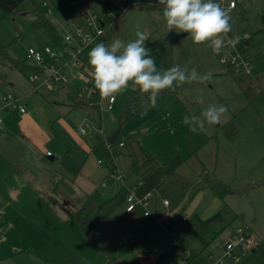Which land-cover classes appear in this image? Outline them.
I'll use <instances>...</instances> for the list:
<instances>
[{"label":"rangeland","instance_id":"374dc122","mask_svg":"<svg viewBox=\"0 0 264 264\" xmlns=\"http://www.w3.org/2000/svg\"><path fill=\"white\" fill-rule=\"evenodd\" d=\"M83 1L86 7L104 23L103 25L99 23V27L105 32V39L103 36H98L83 46V49L88 50L101 42L110 45L115 39L127 43L136 39L137 31H142L148 37L145 43L151 49L157 67L167 69L171 67V61L160 56L156 43L153 42L154 37L162 34L175 64L182 68L187 67L189 72L195 68L201 76L211 73L209 79L191 82L179 93L170 92L164 96L160 95L157 98L156 107L149 108L151 110L156 108L159 115L164 113L166 121L174 125L172 129H179L182 134L179 139L181 144H186L185 146L200 142L204 144L208 136L213 135L211 139L214 143L213 163L215 167L220 162L223 164V170L220 171L222 176L233 178L238 174L239 178L240 171L235 170V167L239 163L242 167L243 157H247L245 159L247 167L251 168L246 170L249 178L259 179L264 176V0H237L239 5L237 12L235 13L234 9L230 14L231 22L236 21L238 30L231 36L238 37L241 31L249 34V38L246 39L248 46L246 54L249 55L250 74H245L244 67L239 68L229 62L221 61L222 56H226L229 60L231 45L215 53L207 42L197 45L191 41L188 33L177 32L175 29L169 31L163 16L158 14L160 12L158 0H135L133 6L125 12L124 21L112 0ZM123 1L128 3V0ZM46 3L49 5L47 6ZM43 11L45 17L56 26L57 34L52 36L42 25L37 24ZM82 13L83 9L75 6L71 0H0V41L6 45L7 54L22 64L20 69L0 62V118H2L0 123V207L4 205L2 203L10 200L22 212L25 207L31 208L34 212H36V206L37 211L48 207L53 208L56 205L54 204L56 197L47 196L43 199L41 191L48 187L54 189L58 185L54 192L59 196L71 187L70 182L65 179L58 182L59 176L74 178L75 175L73 172H67L61 165L62 155L66 154L73 144L76 147L75 142L80 143L82 140L93 145V152L85 164V168L93 167V165L97 167L93 175V184L101 187L112 181L108 173L110 166L108 151L104 150L97 141V135L102 138L100 124L109 99L102 98L95 89L92 70L89 68L88 74L81 79L78 76V69L71 66L67 70L70 78L68 83L61 86L57 84L48 86L41 80H34L35 69L31 66L35 65V62L26 59L29 47L50 46L64 53L63 58L57 61L56 65L59 66L62 61L67 60L69 55L64 51V35L67 33L74 35L75 26L89 31L90 26ZM79 57L84 59L82 55ZM39 73L42 76L45 75V66L41 67ZM241 76L245 78L237 79ZM137 89L133 85L128 94ZM72 90L75 94H72ZM67 91L73 99L77 97L76 94H83L88 99L89 103L83 107L91 112L88 115L94 117L93 123L87 115L82 114L84 110L78 113L77 109L63 104V102H69ZM120 94L116 95L117 103L121 105L119 112L128 96V94L123 96ZM10 96L19 100L26 107V112L14 110L16 108L13 106H9L8 110L3 109L6 107L3 97ZM131 104L129 111L142 104L143 107L150 106V101L146 93L139 92L132 99ZM211 104L224 105L227 108L220 123L205 124V131H189V126L196 127L198 121L203 119L201 112ZM176 105L178 106L176 111L180 114L179 121L175 120L173 114L176 113L173 109ZM109 112L112 111L109 110ZM185 115H189L190 119H194L196 123L183 124L182 118ZM230 121H234L236 129L234 137L230 136L232 126L230 130L227 125ZM127 127H131V120L124 123L118 140L126 132ZM174 138L176 139L177 136ZM114 146L117 145L111 148ZM87 171L84 169V172L87 173ZM86 173L81 172L75 175V178L78 182L85 181ZM251 194L239 193L228 196L227 198H232L233 202L228 200L227 202L236 205L245 217L230 220L223 233L217 236L212 235L214 237L209 239L206 246L201 244L198 248L197 241H190L191 249L194 252L200 251L199 256L195 258V253L181 254L178 255L174 264H182V261H185V264H213L215 259L222 260L221 264H264V256H252V250L259 244L257 240L261 242L262 237L264 238V234L261 236L257 231V228H261V219L262 222L264 220V210L259 208L258 214L255 215ZM15 196L18 197L17 201L13 200ZM41 212L33 216L38 223L45 222L47 219ZM239 228L249 232L256 247L236 245L231 255L224 256L228 242H234L233 238H238ZM135 239L134 236L129 237L125 247L113 253L110 264H159L152 256V251L146 253L149 258L143 254L131 252Z\"/></svg>","mask_w":264,"mask_h":264},{"label":"crops","instance_id":"0c3cea01","mask_svg":"<svg viewBox=\"0 0 264 264\" xmlns=\"http://www.w3.org/2000/svg\"><path fill=\"white\" fill-rule=\"evenodd\" d=\"M134 2L135 0H128V8L133 6ZM238 7L239 5L236 6L235 13ZM158 14L163 16V10L160 9ZM125 15L126 13L122 16L123 21ZM104 34L105 32L102 35L103 39ZM153 42L156 43L160 56L171 61V67L177 65L164 43L162 34L154 37ZM90 50L91 48L83 49L84 52L80 51V56H83V60L91 69L88 64ZM188 84L190 83L181 86ZM132 87L133 85H129L120 96L128 94ZM138 91L137 89L128 94L120 112L121 105L119 106L118 98L115 96L110 110L112 112L105 111L107 115L102 114L100 125L104 139L119 125H122L123 129L124 123L131 120V127L126 128L120 140L117 139V146L106 149L110 157L108 173L112 178L111 182L101 187L93 184V175L97 167L93 165L85 168L93 152V145L82 140L80 143L75 142L76 147L73 144L66 154L62 153L61 165L67 172H73L75 175L81 172L84 174L86 173L84 169H87L85 181L78 182L75 175L74 178L59 176L58 182L65 179L71 184V187L59 196L54 192L58 185L54 189L51 187L42 189L43 199L47 196L56 197L54 199L56 205L53 208L47 206L48 208L39 210L47 217L45 222L38 223L34 220L33 216L39 212L37 206L36 212L25 206L22 212L8 199L6 203H2L4 205L0 207V264H36L30 255L40 258L42 264H110L113 253L122 250L131 236L136 237L131 252L149 258L146 253L152 251V256L159 264H174L178 255L185 253L189 255L195 253L194 257L197 258L200 251L194 252L190 241H197L198 248L201 244L206 246L209 239L214 237L212 235H221L232 220L245 217L236 205L228 203L233 202L232 198H227L228 196L239 193H231L221 199L209 187L208 180L216 176L220 181L236 189L253 184L244 193H252L250 197L255 215L258 214L259 208L264 210V183L255 184L264 179V176L259 179L247 176L246 170L249 168L247 160L245 161L247 157H243L242 167L240 163H234L237 164L235 170L240 171L239 178L238 174L233 178L222 176L220 171L223 170V164L220 162L215 167L213 163L214 143L211 142L213 135L208 136L204 144L200 142L188 145L190 146L188 149L185 142V145L181 144L179 137H182V134L179 129H172L174 125L166 121L164 113L159 115L156 108L151 110L149 108L151 106L143 107V104L142 107L128 110ZM71 92L75 94V91ZM63 95L65 96V93ZM66 95L69 102L63 104L77 109L78 113L84 110L82 114L87 115L93 123L94 117L88 115L91 112L83 107L89 103L88 99L83 94H76L77 97L73 99L68 91ZM79 100H83L84 103L78 105ZM177 105L173 106L176 112L173 114L175 120L179 121ZM3 109L8 110L9 106ZM124 116L128 117L125 121ZM133 130L135 132L131 134ZM97 138L99 144L101 137L97 135ZM123 138L128 139L121 145L119 142L125 140ZM101 147L105 150L102 145ZM113 173L118 174L119 179L115 178ZM129 191L138 198L148 195L143 203L137 204L131 211L127 210L126 201ZM17 198L15 196L13 200L17 201ZM90 199L104 204L87 224L82 225L76 219L68 217L66 209L78 210ZM164 200H168L167 205ZM146 210L150 211V215H145ZM157 219L161 221L158 222ZM16 223L19 225L16 226ZM261 223V228H257V231L262 236L264 220L262 222L261 219Z\"/></svg>","mask_w":264,"mask_h":264},{"label":"clouds","instance_id":"9594fccd","mask_svg":"<svg viewBox=\"0 0 264 264\" xmlns=\"http://www.w3.org/2000/svg\"><path fill=\"white\" fill-rule=\"evenodd\" d=\"M163 5V18L169 31L186 32L194 44L208 43L213 52L219 53L225 46V35L231 31V8L225 9L216 0H158ZM136 39L125 43L115 39L110 45L97 43L88 52V64L92 69L95 89L104 99L116 95L134 85L148 95L151 107H156L157 98L163 90L174 89L185 83L209 79L198 74L195 68L175 65L167 69L158 68L151 49L146 46L148 37L142 31L135 33ZM234 43V42H233ZM227 112L224 105L211 104L201 112L203 119L189 131H205V124L216 125ZM182 123H196L189 115Z\"/></svg>","mask_w":264,"mask_h":264},{"label":"built area","instance_id":"2783aa9c","mask_svg":"<svg viewBox=\"0 0 264 264\" xmlns=\"http://www.w3.org/2000/svg\"><path fill=\"white\" fill-rule=\"evenodd\" d=\"M72 3L80 9H83L82 16L87 20L89 27V31L85 32L83 28L81 29L80 26H75V34L72 35L67 33L64 35V42L65 47L64 51L66 54L69 55V58L65 61H62L61 64L58 66L56 65L57 61H60L63 58V52H58L57 50L51 48L50 46H44L43 48H34L29 47L27 50L26 58L28 60H32L35 62L36 68L35 73L33 74L34 80H41L44 84L48 86H56L66 84L69 82V75L67 74V70L71 68V66L78 69V76L83 79L89 72V66L79 57L80 51L83 46L91 42L92 39L102 36L104 30L99 27V23L103 25L101 19L89 8L86 7L83 0H71ZM112 2L118 7V10L121 12V17L125 14L128 9V5L123 0H112ZM219 2L222 7L225 9L231 8L230 14L237 6V0H216ZM47 6L49 3H46ZM163 5L159 4V8L163 10ZM112 10H110L111 12ZM112 13V12H111ZM232 24V22H231ZM238 32L236 29L235 32L229 31L224 38L225 48L228 45H231V52L229 55V60L226 56L221 57V61L223 63L229 62L236 67H244L245 74H250V65H249V55L246 54L247 51V43L246 39L249 38V34L245 31H241L238 37L233 38L231 34ZM234 42V43H233ZM42 66H45L46 73L45 75H40L39 70ZM3 101L6 102V106H13L17 108L20 112H26V107L23 106L19 100L15 99L14 97H3ZM114 99L108 100V105L105 111H109L112 109ZM0 123H2V118H0ZM101 130V128H100ZM84 132V130H82ZM135 131H131L134 133ZM121 145L124 143V140L119 142ZM113 176L119 179V175L113 173ZM148 195L138 198L135 194L131 191L127 193L126 201H127V210L131 211L135 208V206L139 203H143L147 199ZM164 203L167 205L168 200H164ZM145 215H150V211L146 210ZM185 218V217H183ZM158 222L161 219H157ZM239 234L238 238H233L234 242H228L225 248L224 256L231 255V251L236 245H242L243 247H256V244L252 240L248 231L239 228L237 230ZM222 260H216L213 264H221ZM182 264H185V261H182Z\"/></svg>","mask_w":264,"mask_h":264},{"label":"trees","instance_id":"16d2710c","mask_svg":"<svg viewBox=\"0 0 264 264\" xmlns=\"http://www.w3.org/2000/svg\"><path fill=\"white\" fill-rule=\"evenodd\" d=\"M37 24L42 25L48 31V33L52 36L58 33V30H57L56 26L53 24V22L51 20H48L45 17L44 11L42 12L41 16L38 18ZM0 62L7 63L11 66H16L20 69L22 68V64L20 62H17L15 59L11 58L7 54L6 45L3 44L1 41H0ZM31 67L35 69L36 65H32ZM244 78L245 77L241 76V77H238L237 79H244ZM186 86L187 85L179 86V87H176L174 89L163 90L160 95L164 96L169 92L179 93V91H181V89L186 87ZM139 92L140 91H138L136 93H139ZM135 95H137V94H135ZM147 95H149V94H147ZM82 103H84V101L79 100L78 105H80ZM127 118H128L127 116H124L123 121H125ZM233 123H234V121H230L227 124L228 127L230 128V130H231V126H232V130H231L232 132L230 133L231 137H234L236 135V129H235V125ZM106 139L100 138V140H99V144H101L105 148V150L117 143L116 142L115 144L110 145V144H108ZM108 157H109V154H108ZM109 159H110V157H109ZM261 183H264V179L259 180L255 184H261ZM208 185L221 199H223L226 195L231 194V193L247 192L249 190V188L251 186H253V184H251L250 186H248L246 188L236 189V188H233L232 186H230L228 183L219 181L216 177H213L212 179L208 180ZM103 204L104 203H97V202L93 201L92 199H90L78 210L72 211V210L66 209V212H67L69 218L76 219L79 223H81L82 225H85L95 215H97V213L102 209ZM252 253H253L252 256H255V257L264 256V240L259 242L258 246L252 250Z\"/></svg>","mask_w":264,"mask_h":264},{"label":"water","instance_id":"95a60500","mask_svg":"<svg viewBox=\"0 0 264 264\" xmlns=\"http://www.w3.org/2000/svg\"><path fill=\"white\" fill-rule=\"evenodd\" d=\"M231 25H232V31L235 32V31H236V21L233 20ZM121 130H122V125H119V126L116 128V130H115L114 132H112V133L107 137L106 140H107L108 144L113 145V144L116 143V141H117V139H118V137H119V135H120V133H121ZM30 257L34 260V262H35L36 264H42V263H43L42 260H41L40 258H38V257H36V256H34V255H30Z\"/></svg>","mask_w":264,"mask_h":264}]
</instances>
